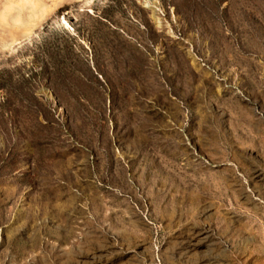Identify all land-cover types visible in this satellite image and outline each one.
Instances as JSON below:
<instances>
[{
	"label": "rangeland",
	"instance_id": "1",
	"mask_svg": "<svg viewBox=\"0 0 264 264\" xmlns=\"http://www.w3.org/2000/svg\"><path fill=\"white\" fill-rule=\"evenodd\" d=\"M0 264H264V0H0Z\"/></svg>",
	"mask_w": 264,
	"mask_h": 264
}]
</instances>
